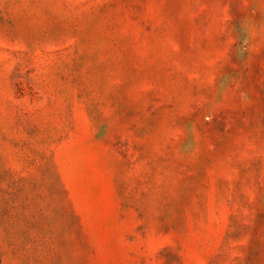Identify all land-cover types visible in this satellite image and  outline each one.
<instances>
[{"label":"rangeland","instance_id":"1","mask_svg":"<svg viewBox=\"0 0 264 264\" xmlns=\"http://www.w3.org/2000/svg\"><path fill=\"white\" fill-rule=\"evenodd\" d=\"M0 264H264V0H0Z\"/></svg>","mask_w":264,"mask_h":264}]
</instances>
